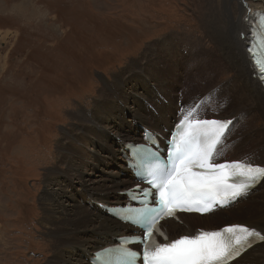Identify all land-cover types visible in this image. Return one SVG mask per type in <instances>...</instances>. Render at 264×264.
<instances>
[{"label":"rangeland","instance_id":"obj_1","mask_svg":"<svg viewBox=\"0 0 264 264\" xmlns=\"http://www.w3.org/2000/svg\"><path fill=\"white\" fill-rule=\"evenodd\" d=\"M228 1L0 0V264H45L49 260L52 242L46 238L41 207L42 194L49 184L44 174L58 165L57 143L64 131L71 130L78 110L91 108L114 77L120 73L127 77L130 63L142 58L145 48L158 41L179 39L181 48L194 42L199 55H211V65L218 61L217 47L228 37L230 17L239 15V1ZM58 42L67 46H56ZM186 51L183 48V55ZM175 59L184 67L178 55ZM165 62L156 63V69L163 72ZM180 69L179 77L173 72L169 77L176 80L171 91L159 88V103L173 101L179 94L190 101L191 97L184 94L187 84L195 92L198 87L192 85L198 78L205 79L210 70L198 67L188 74ZM231 77H235L234 72L216 75L212 79L216 83L195 93V100L203 96L204 102L212 103L218 96L214 86ZM144 81L150 92L138 86L135 96L153 100L157 84ZM235 94L230 104L250 105V98ZM180 99L185 105L186 100ZM135 103L127 100L132 110L137 107ZM155 103L148 105L150 110L156 108ZM214 108L210 105L206 113L220 117L229 112L226 106L223 112ZM254 109L255 121L240 123L230 136L231 158L241 157L233 147L243 140L247 129L253 130L254 137L245 149L264 146L263 110L258 105ZM248 155L243 158L251 159ZM261 190L254 196L258 202L264 194ZM254 198L221 211L217 221L242 222L245 218L240 215L252 212Z\"/></svg>","mask_w":264,"mask_h":264},{"label":"bare ground","instance_id":"obj_2","mask_svg":"<svg viewBox=\"0 0 264 264\" xmlns=\"http://www.w3.org/2000/svg\"><path fill=\"white\" fill-rule=\"evenodd\" d=\"M233 1L229 0L228 2L231 4ZM244 1L247 3L246 7L241 2L238 4V18L233 15L230 17L231 29L227 32L228 37L217 47L220 56L217 55L218 61H213L214 67L209 59L211 55H206L207 59L199 55L196 52L199 46H196L194 42L188 46H182V48L178 46L179 39L176 41L165 39L158 41L157 44L152 42L154 45L152 44L143 51L144 56L138 61H133L126 68L129 71H127L129 73L127 77H122V73H120L112 79L113 81L108 86L106 84L105 88H102L91 108L76 111L77 113L72 118L74 123L69 127L71 130L64 131L57 143L59 166L51 167L44 174L45 181L49 184L46 183L47 186L42 194V218L45 220L43 226L47 228L46 238L52 242L51 255L45 264H91L89 257L93 251L108 244H115V237L126 233L130 228L128 225L119 223L100 208L101 204L113 206L118 201L119 196H116L118 191L125 190L132 183V176L125 175L128 156L125 143L141 141V127L166 135L164 129L170 128L174 122L184 116L187 113L186 109L199 98L197 102L200 105L203 96L195 100L197 96L195 93H202L203 90L211 88L209 83H216L213 82L216 75L226 72L235 73V77L214 86V94H218L215 101L204 102L205 104L201 105L205 109L212 105L222 112L224 106L229 109L226 115L217 116L220 119L231 121L225 133L227 134L226 140L239 127L240 123L245 121L252 124L255 121L254 108L257 105L264 114V89L257 78L252 77L254 71L246 53L247 37L242 39L239 36L241 32L245 36L248 34L247 22L244 19L246 16L250 20L255 11L264 13V0ZM183 48L187 49V54L184 52L186 55H183ZM175 55L179 56L184 67L176 63L178 61L174 60ZM166 58H168V62H165ZM164 62L167 68L163 69V72L157 70V64ZM178 67L183 73L188 71V74L193 72L192 69L198 71V67L210 70L205 73L207 75L205 79L198 78L192 85L196 84L194 87H198L195 88V92L190 89L189 83L187 84L184 94L186 97H191L190 101L178 93L179 95L173 97V101L159 103L161 100L160 98L157 100V98L160 96V90L165 88L171 91L173 82H176L169 78L171 73H175L176 77L180 76L177 74ZM148 79L157 84V93L154 94L153 100H149L148 97L140 100L135 96L136 89L138 86H142V91L149 93L150 89L144 81ZM199 85H203L202 89L200 87L201 90ZM239 91L242 92L239 93ZM233 94L248 97V100L250 98L251 103L248 102L250 105L233 106V103L230 104ZM181 97L182 101L186 100V105L179 108V103L182 106ZM130 99L136 101L135 106L137 107L133 110L127 104V100ZM154 100L157 106L150 110L148 105ZM228 115L234 116L228 117ZM207 118L209 117H204V119ZM252 131L247 129L246 136L233 149L238 151V156L245 157L248 153L250 154L248 157H252L256 164L264 165V146L252 151L245 149L247 141L254 137ZM226 140L223 141V138L220 140L216 156L227 154L231 150L229 145L231 141ZM261 189H264V179L253 191L244 192L239 200L229 205L228 208L234 207L235 204H238L237 207L239 204L243 205L248 199L253 200L258 190ZM261 199L258 202L254 198L252 206L254 205L255 208H252V212H243V219L245 218L250 223L243 222L245 220L242 222L264 235V224L260 228V223H264V194ZM111 200H115V202ZM225 209L223 212L226 211ZM216 214L206 216L210 225L216 224H214ZM184 217L185 225L169 223L171 238L178 233H183L186 229H192L200 219L196 215H184ZM242 262L264 264V241L255 245L231 264H241Z\"/></svg>","mask_w":264,"mask_h":264},{"label":"snow or ice","instance_id":"obj_3","mask_svg":"<svg viewBox=\"0 0 264 264\" xmlns=\"http://www.w3.org/2000/svg\"><path fill=\"white\" fill-rule=\"evenodd\" d=\"M201 127L205 130L198 142L199 131L196 136L189 133L181 136L180 142L175 146L172 170L161 169L165 178L159 187L158 201L155 197L152 200L158 206L149 208L145 204L144 209L139 211L138 223L145 229L141 242L144 239L152 241L156 229L153 213L172 217L178 209L208 212L214 201L239 196L251 183L256 182L257 177L264 176V169L261 168L244 170L237 166L236 170L228 171L227 164L212 161L213 152L227 125L211 120L204 121ZM136 147L144 154L146 161L160 159L152 145L140 144ZM236 177L247 178L249 183H236ZM137 190L148 195L142 188L138 187ZM235 227L239 226L225 228L223 239H220L221 232L202 231L198 235H184L171 242L160 243L154 248L150 244L143 251V264H225L233 255L238 256L243 247L240 243L242 237L238 235L235 236V243L239 248L232 244ZM241 232H247V229L241 227Z\"/></svg>","mask_w":264,"mask_h":264},{"label":"trees","instance_id":"obj_4","mask_svg":"<svg viewBox=\"0 0 264 264\" xmlns=\"http://www.w3.org/2000/svg\"><path fill=\"white\" fill-rule=\"evenodd\" d=\"M0 19H2V18H0ZM4 24H5V25H8L7 22H5ZM0 27H1V26H0ZM54 43H55V40L53 41V44H54ZM36 45H37V46H40V44H36ZM56 46H67V45H60L59 42H58ZM69 46H70V45H69ZM241 218L243 219V216H241ZM215 223H218V222H217V219L215 220L214 224H215Z\"/></svg>","mask_w":264,"mask_h":264}]
</instances>
